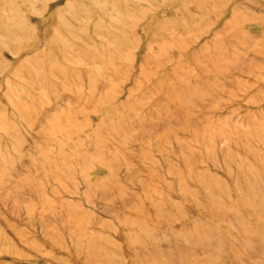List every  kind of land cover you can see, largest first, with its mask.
<instances>
[{
	"label": "rangeland",
	"instance_id": "obj_1",
	"mask_svg": "<svg viewBox=\"0 0 264 264\" xmlns=\"http://www.w3.org/2000/svg\"><path fill=\"white\" fill-rule=\"evenodd\" d=\"M0 264H264V0H0Z\"/></svg>",
	"mask_w": 264,
	"mask_h": 264
},
{
	"label": "bare ground",
	"instance_id": "obj_2",
	"mask_svg": "<svg viewBox=\"0 0 264 264\" xmlns=\"http://www.w3.org/2000/svg\"><path fill=\"white\" fill-rule=\"evenodd\" d=\"M61 45V44H60ZM33 49V48H32ZM49 55V54H48ZM57 62V61H56Z\"/></svg>",
	"mask_w": 264,
	"mask_h": 264
}]
</instances>
